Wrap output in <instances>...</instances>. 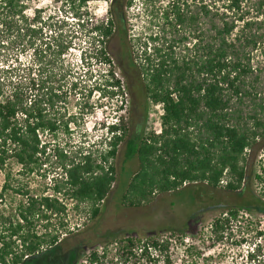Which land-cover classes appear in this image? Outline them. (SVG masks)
<instances>
[{"label": "trees", "instance_id": "trees-1", "mask_svg": "<svg viewBox=\"0 0 264 264\" xmlns=\"http://www.w3.org/2000/svg\"><path fill=\"white\" fill-rule=\"evenodd\" d=\"M57 1L72 9L89 0ZM104 1L106 16L89 31V48L109 68L101 95L109 99L129 92L144 113L148 104H161V129L141 136L138 122L135 132L128 133L120 115L108 125L106 150L96 157L85 153L76 161L57 154L62 172L52 195L27 197L8 218L0 212V264H23L44 245L59 243L57 235L38 234L34 225L35 218L48 219L47 213L63 214L62 199L93 206L101 202L114 182L111 160L124 140L125 160L136 157L138 162L122 197L125 206H140L155 194L186 183L217 188L226 177L228 192L238 198L249 196V203L239 201V207L264 213V203L245 195L241 165L245 152L264 140V0H167L161 27L148 38L150 53L145 46L140 62L128 59L120 67L123 80L115 76L107 42L116 33H125L123 8L129 1ZM26 2L0 0V171L4 173L0 203L11 186L13 166L19 167V174H31L42 166L48 141H41L39 133L53 137L66 132L72 117L65 109L68 100L73 96L82 104L78 80H68L70 69L63 60L69 45L62 39L39 44L42 35L35 17L26 15ZM162 25L169 27V39ZM190 42L183 55L175 52L176 45ZM8 51L16 52L15 65L8 64ZM27 52L31 62L25 66L18 55ZM140 91L142 99L135 94ZM97 213L92 207V218ZM237 215L238 208L232 207L214 220L211 228L217 239ZM168 246V239L126 238L111 251L119 264H151L168 252ZM106 258L107 252L92 251L86 263L105 264Z\"/></svg>", "mask_w": 264, "mask_h": 264}, {"label": "rangeland", "instance_id": "rangeland-1", "mask_svg": "<svg viewBox=\"0 0 264 264\" xmlns=\"http://www.w3.org/2000/svg\"><path fill=\"white\" fill-rule=\"evenodd\" d=\"M128 1L123 8L125 33H116L107 42L115 76L122 80L120 67L126 66L128 59L140 62L145 46L150 53L148 38L158 33L162 24L161 12L167 2ZM107 8L104 0H89L85 6L72 9L57 0L26 2V15L35 17V25L42 35L39 44L46 39L51 43L62 39L69 45L63 60L70 69L68 80H78L77 93L82 94V104L73 96L68 100L65 109L72 117L68 119L66 132L60 131L53 137L39 133L41 141H48V149L41 156L42 166L31 174H19V167H12L11 186L0 203L4 218L13 215L14 208L27 197L52 195L53 186L60 184L58 175L62 172L57 154L62 153L77 161L82 154L90 153L96 157L106 150L111 135L108 125L116 122L120 115L128 133L135 132L138 122L142 124L141 136L158 134L161 129V104H148L144 113V108L132 102L133 95L129 92L109 99L101 95L109 68L97 60L89 48L92 42L89 31L106 16ZM162 29L165 38L169 39V27L163 28L162 25ZM192 43L176 45L175 52L183 55L185 48ZM15 53L8 51V64H16ZM18 56L25 66L31 62L28 52ZM142 93L135 94L142 99ZM111 163L114 182L101 202L93 206L89 202L76 203L66 197L62 199L65 205L63 214L47 213L48 219L35 218L34 230L38 234L57 235L59 243L51 248L44 245L39 254L28 257L23 264H87V257L92 251L107 252L105 264H119L113 260L111 250L126 238L143 241L148 238L168 239V252L151 264H264V213L239 207L242 203H249V196L247 199L245 196L238 198L228 192L225 189L226 177L222 178L217 188L201 182L186 183L175 191L157 193L140 206L128 207L122 197L138 170V162L136 157L125 160V140L117 147V154ZM241 165L246 174L245 184L242 183L245 195H253L264 203V140L245 152ZM3 179L4 173L0 171V187ZM239 201L242 203L238 204ZM92 207L98 209L95 218L91 215ZM232 207L238 208L237 218L229 221L222 238L217 239L211 225ZM166 256L169 261H166Z\"/></svg>", "mask_w": 264, "mask_h": 264}, {"label": "built area", "instance_id": "built-area-1", "mask_svg": "<svg viewBox=\"0 0 264 264\" xmlns=\"http://www.w3.org/2000/svg\"><path fill=\"white\" fill-rule=\"evenodd\" d=\"M184 242H188V239H184Z\"/></svg>", "mask_w": 264, "mask_h": 264}]
</instances>
